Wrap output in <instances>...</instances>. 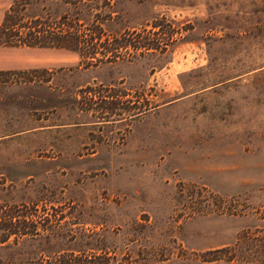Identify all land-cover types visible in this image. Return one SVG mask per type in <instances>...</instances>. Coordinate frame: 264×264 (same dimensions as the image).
<instances>
[{"label":"rangeland","instance_id":"1","mask_svg":"<svg viewBox=\"0 0 264 264\" xmlns=\"http://www.w3.org/2000/svg\"><path fill=\"white\" fill-rule=\"evenodd\" d=\"M98 12L110 61L0 47V264H264V0Z\"/></svg>","mask_w":264,"mask_h":264},{"label":"trees","instance_id":"2","mask_svg":"<svg viewBox=\"0 0 264 264\" xmlns=\"http://www.w3.org/2000/svg\"><path fill=\"white\" fill-rule=\"evenodd\" d=\"M114 1L10 0L0 20V47L68 50L77 53L82 60H89L86 66H95L104 59L110 61L119 53L115 48L101 50L103 34L98 25V11H111ZM89 11L93 13L95 25L87 32L81 24ZM138 38L139 41L128 46L139 54L155 49L145 37ZM20 217L24 218L19 214L12 218Z\"/></svg>","mask_w":264,"mask_h":264}]
</instances>
